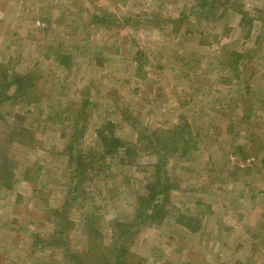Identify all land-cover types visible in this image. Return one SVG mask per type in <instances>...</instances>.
<instances>
[{
	"label": "rangeland",
	"instance_id": "1",
	"mask_svg": "<svg viewBox=\"0 0 264 264\" xmlns=\"http://www.w3.org/2000/svg\"><path fill=\"white\" fill-rule=\"evenodd\" d=\"M181 122L169 213L126 243L144 137ZM118 263L264 264V0H0V264Z\"/></svg>",
	"mask_w": 264,
	"mask_h": 264
},
{
	"label": "trees",
	"instance_id": "2",
	"mask_svg": "<svg viewBox=\"0 0 264 264\" xmlns=\"http://www.w3.org/2000/svg\"><path fill=\"white\" fill-rule=\"evenodd\" d=\"M63 62L64 61L60 64H63ZM31 82L32 79L29 76L27 78L20 75L15 78L8 76V78L2 82L1 90H7L8 93L11 88L17 86L18 92L21 93L20 98L28 99L31 96V90L33 89ZM9 99H13V96ZM180 120L185 121L183 117H180ZM181 123L173 129L170 138H167V140L157 138V142H154L147 137H144V140L147 142L144 143V147L147 150H154L155 148L158 155V161L151 167V171L154 173L152 178L153 181H151L145 189L147 194L139 197L138 207L136 208V214L134 215L133 220L128 225L125 224L120 227L124 230V233L121 234L128 237L126 243L130 242L129 240L132 239L133 232H135L139 226L147 225L148 222L156 223L169 213L168 206L171 202V194L177 187L173 183L167 170L166 156L168 153H180V148L182 149V153H184L183 149H185L184 147H187L188 142L190 141L189 129H187L185 122ZM103 135L102 145L105 154L111 155L113 153H119L120 151L126 153L130 150L131 145L126 144L122 139L115 136L116 138L108 140V136ZM68 149L69 153L73 155L75 143L71 142L70 145H68ZM191 219L192 218H188V220H186V226L193 231V227H191ZM130 232H132V234H130Z\"/></svg>",
	"mask_w": 264,
	"mask_h": 264
}]
</instances>
